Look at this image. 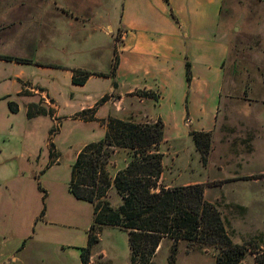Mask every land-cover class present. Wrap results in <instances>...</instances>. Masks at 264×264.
Here are the masks:
<instances>
[{"label":"rangeland","instance_id":"1","mask_svg":"<svg viewBox=\"0 0 264 264\" xmlns=\"http://www.w3.org/2000/svg\"><path fill=\"white\" fill-rule=\"evenodd\" d=\"M121 3L122 0H110L107 20L114 28ZM246 6L253 8L254 13H248L251 22L234 13L240 7L237 0H227L222 14L220 34L229 42L230 53L218 116L209 126L196 130L212 134L207 160L194 138L196 150L192 153H188L186 143L182 146L191 172L204 181L201 184L205 185L206 200L219 206L232 243L247 250L237 264H258L257 256L264 261V2L248 1ZM236 26L240 28L235 29ZM114 39L116 42H100L104 46L102 65L110 56V43L113 60L118 54V31H114ZM240 42L245 45L242 47ZM20 83L18 79L15 83L0 80V210L12 217L14 236L9 234L8 239L16 240L20 248L28 243L25 252L39 261L54 257L63 264H81L79 248L87 244L94 205L71 193L72 171L78 153L88 143L105 137L107 120L94 119L97 109L75 111L65 104L59 111L53 109V114L30 119L27 105L42 104L40 95L23 88L20 94L1 99L15 93ZM117 89L115 84L114 96ZM9 102L17 103L19 110L11 111ZM47 105L44 106L50 108ZM108 113L115 112L108 108L99 111L100 116ZM116 115L124 116L120 112ZM169 150L163 158V182L172 181L167 172L176 171ZM130 157L125 149L116 151L108 165L112 177ZM183 180L179 178L180 182ZM163 182L160 185H165ZM108 199L115 207L121 203L115 188L110 189ZM100 236L94 253L103 255L106 262L99 258L98 264H130L131 249L125 230L106 226ZM40 237L45 238L44 243ZM54 241L59 244L56 246ZM174 244L173 239L165 238L163 249L151 264H170ZM222 252L221 246L181 240L176 244L175 264H230L226 257L218 261Z\"/></svg>","mask_w":264,"mask_h":264},{"label":"crops","instance_id":"2","mask_svg":"<svg viewBox=\"0 0 264 264\" xmlns=\"http://www.w3.org/2000/svg\"><path fill=\"white\" fill-rule=\"evenodd\" d=\"M226 1L122 0L114 28L107 20L110 0H0V55L29 60L0 58V80L21 81L15 93L1 99L18 95L25 88L40 95V106L46 109L47 104L58 111L63 104L75 111L97 109L95 120L116 117L152 123L161 118L165 133L159 150L165 159L170 148L176 171L167 172L172 179L169 182H163V171L160 181L165 187L203 183L191 172L186 153L196 150L190 127L202 130L218 116L220 89L230 53L229 42L220 34ZM248 1L254 0H237L240 7L234 13L251 22L248 13L254 12L252 6H246ZM114 31L121 36L115 76L92 74L85 84H74V69L110 71L113 43L109 44L111 53L102 65L104 46L100 42H116ZM188 61L190 82L186 77ZM139 91H154L159 98L142 97ZM106 95L108 98L102 101ZM104 108L115 113L100 116L99 111ZM119 112L124 116L117 117ZM182 143L188 145L187 151ZM126 162L125 166L129 160ZM11 223L12 217L0 210V264H63L54 257H42L39 261L25 252L28 243L20 248L16 240L9 241L8 235L14 236ZM53 243L57 246L59 241ZM96 245L90 264H98L100 259L106 262L103 255L94 253ZM162 245L163 241L155 257Z\"/></svg>","mask_w":264,"mask_h":264},{"label":"trees","instance_id":"3","mask_svg":"<svg viewBox=\"0 0 264 264\" xmlns=\"http://www.w3.org/2000/svg\"><path fill=\"white\" fill-rule=\"evenodd\" d=\"M168 1V0H166ZM6 60L28 62L29 60L9 55H0ZM119 55L115 54L109 72H90L74 69L73 83L83 85L90 75L115 76ZM187 81L190 82L191 63H186ZM142 97L158 99L154 91H139ZM108 96H104L105 101ZM10 109L18 111V104L10 102ZM53 114L40 104L28 106L29 118L41 114ZM165 125L161 118L152 123H138L131 119L111 117L106 123L103 139L88 143L75 160L70 191L75 198L94 205L93 223L88 230V241L81 247L82 264H90L93 248L100 242V232L106 226L128 232L132 264H151L157 249L165 238L173 239L174 248L169 255L170 264H175L176 244L181 240L201 241L221 246L223 252L218 261L227 259L237 264L246 254V249L234 245L227 234L226 220L217 204L205 198V185H160L164 170L163 153L159 146L164 139ZM195 144L203 154L204 161L211 149V132H190ZM118 149L130 153L127 166L112 177L108 165ZM111 188L121 197L115 207L108 199ZM258 264L264 261L257 256Z\"/></svg>","mask_w":264,"mask_h":264}]
</instances>
